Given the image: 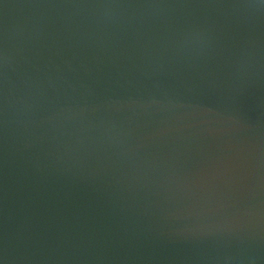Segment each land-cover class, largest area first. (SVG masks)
I'll return each instance as SVG.
<instances>
[{
    "label": "water",
    "instance_id": "obj_1",
    "mask_svg": "<svg viewBox=\"0 0 264 264\" xmlns=\"http://www.w3.org/2000/svg\"><path fill=\"white\" fill-rule=\"evenodd\" d=\"M0 264H264V0H0Z\"/></svg>",
    "mask_w": 264,
    "mask_h": 264
}]
</instances>
